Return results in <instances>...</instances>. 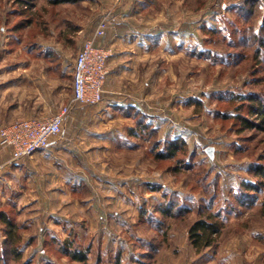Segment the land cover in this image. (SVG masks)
Returning <instances> with one entry per match:
<instances>
[{"label":"rangeland","instance_id":"1","mask_svg":"<svg viewBox=\"0 0 264 264\" xmlns=\"http://www.w3.org/2000/svg\"><path fill=\"white\" fill-rule=\"evenodd\" d=\"M34 1L27 13V0H0V81L13 84L0 104L40 112L19 117H49L50 108L70 102L76 56L99 18L110 15L111 27H125L129 17L157 39L136 50L123 85L105 83L101 103L71 113L58 140L32 155L30 168L16 162L15 182L0 185V217L5 212L16 228L11 242L21 256H1L8 248L0 221V264H77L66 245L88 252V264H219L224 256L264 264V186L251 206L234 210L233 198L226 200L264 157V131L242 126L237 116L247 115V104L234 97L264 93V53L258 64L250 37L264 26V0L251 20L250 6L237 9L244 0H80L60 10ZM121 105L153 116L149 124L159 132L142 131L141 112L126 116ZM166 139H181L186 148L158 161ZM219 179L212 209L225 226L217 248L197 253L188 229ZM168 198L191 211L162 216L158 208Z\"/></svg>","mask_w":264,"mask_h":264},{"label":"trees","instance_id":"2","mask_svg":"<svg viewBox=\"0 0 264 264\" xmlns=\"http://www.w3.org/2000/svg\"><path fill=\"white\" fill-rule=\"evenodd\" d=\"M80 0H47V3L45 6H49L55 10H60L62 8H65L66 6H74L75 4H78ZM35 1L34 0H27V13L31 12L33 8H35ZM260 0H244L240 5H236L237 9L240 11L244 10L247 6H250L249 9H247V13L245 16V19L248 18V20L253 19L257 12H258V4ZM32 24L31 17L27 18V26ZM18 29H22V26H19ZM240 30V29H239ZM205 32L210 33H217L220 30H213V29H206ZM242 32V31H239ZM251 42L252 45L255 46V53L253 56V59L257 61V63H261L262 54L264 53V26L260 30L259 33L251 31ZM231 35L233 33H230ZM245 34L241 37L242 39H245ZM248 38V37H247ZM248 42H250V39H247ZM233 39L229 42L230 44L234 43ZM235 44H239V40L236 41ZM201 55H205L201 53ZM259 61V62H258ZM73 83V82H72ZM235 98H239L247 105H243L244 109L247 108L248 113L247 115H242L241 113L237 116V119L241 121L242 126L245 129L250 130H262L264 131V93H250L246 95H235ZM121 109H124L126 113L124 115L134 117V114L137 112H141L140 108L135 105H131V107H126L124 105L120 106ZM131 110V111H130ZM131 112L132 113L131 115ZM142 115L141 118H144V125L140 127L142 131L148 130L150 133L153 132H159L158 129L152 127L151 124H149V121L154 118L153 116H149V114L146 113H139L137 115ZM141 118L138 117V124H141ZM149 127V128H148ZM160 139H157L156 142H158ZM165 148L162 150L156 151L155 159L158 161H164L170 158H176L178 153L186 148V143L182 141L181 139H175V140H169L166 139ZM155 147V145H154ZM264 157L261 156L258 158V161L255 163L250 164L247 169V177L245 179H241L237 183L236 191L233 197L227 198L226 200H233L236 202L235 208L233 206L234 210H240L244 207L251 206L252 204L256 203L257 200H259L258 192L261 191V188L264 186ZM181 163V160H180ZM186 165V166H185ZM185 167L189 166V163L184 164ZM178 170V169H177ZM176 170V171H177ZM219 186H220V179L215 184V192L213 197H211L210 201L207 202L205 205H200L197 208L198 218L193 221V223L190 225L188 229V239L191 243V246L195 249L197 253H201L203 250L210 249V248H217L218 247V239L220 238L221 233L224 229V222L221 218V212L215 211L212 209L214 206V200L217 198V195L219 193ZM233 190V189H231ZM222 191V190H221ZM159 212L164 217H178L182 214L189 213V210L187 207H184V205L180 204V201H177L175 198H168V200L159 206ZM0 221L4 225V231L3 234L5 236V240L2 242L3 247L6 246L8 249H4V254L2 253L1 256L4 257L5 255L13 256L15 258V261H20V252L18 248L13 244L16 241V228L14 227L11 219L7 216L5 212H1ZM15 230V233L12 230ZM15 236V239H14ZM13 241V243L11 242ZM11 242V246L9 247V244ZM13 244V245H12ZM71 245H66V253L69 256L70 260L77 263V264H88L89 262V254L85 251H80L79 249H74L73 251H70ZM69 251V253H68ZM4 264H11L9 260H7ZM25 264V263H24ZM28 264V263H27ZM115 264H121L118 260ZM141 264H147L146 262H141Z\"/></svg>","mask_w":264,"mask_h":264},{"label":"built area","instance_id":"3","mask_svg":"<svg viewBox=\"0 0 264 264\" xmlns=\"http://www.w3.org/2000/svg\"><path fill=\"white\" fill-rule=\"evenodd\" d=\"M111 19L110 15L99 18L92 37L83 41L74 63L72 97L68 104L49 117L18 119L0 128V144L10 148L12 163L31 157L54 142L77 105L96 106L102 102L113 50L96 41L111 28Z\"/></svg>","mask_w":264,"mask_h":264},{"label":"crops","instance_id":"4","mask_svg":"<svg viewBox=\"0 0 264 264\" xmlns=\"http://www.w3.org/2000/svg\"><path fill=\"white\" fill-rule=\"evenodd\" d=\"M125 22L129 23V25H124L125 27H122L123 26L122 24L121 26L117 25V26L111 27L107 30V33L103 38H100L96 41L101 46L110 47L114 51V54L108 63L109 75H108L106 83H108L110 87H114V86L118 87L119 84H122L120 76L125 73H129L130 68L134 67L133 63L135 60L134 56L136 54V50L143 49V51L145 52V50L151 49V48L145 47L147 45V42L151 41L150 44L154 46L153 43L157 39V38L156 39L154 38L155 33H153V31L147 32L143 29L134 28L135 26H133L132 24L130 25L131 22H130L129 17L125 18ZM124 42L128 45V49L126 51H124L121 47L122 43ZM134 44L136 45L135 47L131 46L132 48H129V45H134ZM11 84H12L11 82L1 84V81H0V96L2 94H6ZM2 87H7L5 88L7 90L4 92L2 90ZM115 91H116L115 89L113 90L108 89V91H106L108 93L107 96H109V94H112V96L110 97L111 98L114 97L113 94L115 93ZM7 102H8V105L0 104V126L7 125L17 119H22V118L24 119V118L30 117V115L29 116L27 115V117L26 116L19 117L20 115H16V113H40L34 108H30L28 106H27L26 112L25 110L21 111L19 110L21 108V105H18L19 104L18 102H14L13 104L10 103L9 101ZM46 106L47 105H44V108H46ZM59 108L57 110H55L56 108L54 110L50 108L49 112L56 113L59 110ZM81 109L86 110L88 108L85 107L84 105H77L71 113L73 112L77 113L79 110L81 111ZM70 116L71 114L68 116L67 120L70 118ZM57 140L58 138L54 142H56ZM51 144L49 145V147L51 146ZM32 157L33 156L28 157L22 161L26 166H28V168L31 167L30 160ZM15 166H16V163L11 162L10 148L0 144V185L2 183L5 184V179L7 181L8 187H9L10 182H15V171H14ZM222 258L223 259L220 261L219 264H236L235 262H233V260L229 259L228 257L224 256ZM248 261L250 263H246V264H263L262 261L259 262L256 259L255 260L248 259ZM248 261H245V262H248Z\"/></svg>","mask_w":264,"mask_h":264},{"label":"water","instance_id":"5","mask_svg":"<svg viewBox=\"0 0 264 264\" xmlns=\"http://www.w3.org/2000/svg\"><path fill=\"white\" fill-rule=\"evenodd\" d=\"M207 152L211 155L212 154V149L211 148H208L207 149Z\"/></svg>","mask_w":264,"mask_h":264}]
</instances>
